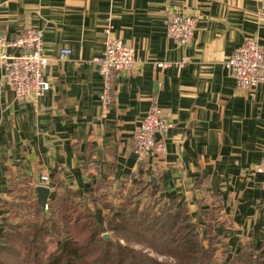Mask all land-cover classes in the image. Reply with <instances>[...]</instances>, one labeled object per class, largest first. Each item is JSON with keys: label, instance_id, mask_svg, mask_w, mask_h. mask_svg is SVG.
Masks as SVG:
<instances>
[{"label": "crops", "instance_id": "1", "mask_svg": "<svg viewBox=\"0 0 264 264\" xmlns=\"http://www.w3.org/2000/svg\"><path fill=\"white\" fill-rule=\"evenodd\" d=\"M173 14L198 18L188 45L168 36ZM30 29L43 33L52 86L20 99L0 68V243L12 192L24 188L38 199L42 175L50 178L49 201L59 188L88 197L102 183L118 194L142 165L145 181L165 201L186 204L201 225L205 209L219 210L227 264L242 246L264 247L256 171L264 160V84L241 90L226 66L247 39L264 49V0H0L8 41ZM109 34L134 48L136 66L116 79L105 109L103 78L91 62ZM66 48L72 53L62 61ZM156 104L173 124L166 154L139 162L134 135Z\"/></svg>", "mask_w": 264, "mask_h": 264}, {"label": "trees", "instance_id": "2", "mask_svg": "<svg viewBox=\"0 0 264 264\" xmlns=\"http://www.w3.org/2000/svg\"><path fill=\"white\" fill-rule=\"evenodd\" d=\"M118 194L112 185L93 187L88 197L59 188L48 210L24 188L12 192V213L4 221L0 264H166L129 244L105 239L109 231L146 237L176 259V264H227L228 249L219 210L203 211L205 225L194 220L177 198L165 201L145 181V171ZM28 183V182H27ZM28 189V187H27ZM232 264H264V247L242 246Z\"/></svg>", "mask_w": 264, "mask_h": 264}, {"label": "built area", "instance_id": "3", "mask_svg": "<svg viewBox=\"0 0 264 264\" xmlns=\"http://www.w3.org/2000/svg\"><path fill=\"white\" fill-rule=\"evenodd\" d=\"M197 23L198 18L194 16L173 14L167 23L168 36L182 45H188L195 35ZM104 48L101 57L94 58L91 63L98 66L103 78L101 101L104 108L108 109L114 103L116 79L121 73L131 71L136 66V61L134 48L121 39H114L110 34ZM6 49H16L20 52L8 53ZM71 53V49H63L60 59L66 61ZM48 64L49 58L43 49L42 32L30 29L12 41H8L5 35L0 33V68L5 72V85L13 89L18 98L32 100L49 92L52 85L45 77ZM170 65L158 63L160 67ZM226 66L231 70L241 90L252 91L264 84V49L254 39H247L242 43L226 61ZM253 94L254 92H251L252 97ZM172 127V122L164 116L161 108L157 104L152 106L134 135V153L137 154L139 162H143L146 157L166 154L165 138ZM159 135L161 137H158ZM256 168V171L263 175L264 185V160ZM41 181L51 189L49 176L42 175ZM44 209L47 211L48 207Z\"/></svg>", "mask_w": 264, "mask_h": 264}, {"label": "rangeland", "instance_id": "4", "mask_svg": "<svg viewBox=\"0 0 264 264\" xmlns=\"http://www.w3.org/2000/svg\"><path fill=\"white\" fill-rule=\"evenodd\" d=\"M107 233L110 236V238L108 239L119 241L123 245L129 244L132 247L136 248L137 250L146 252L148 255L158 259L160 262L163 261L166 264H176L177 263L176 259L172 257V254L170 255L166 251H163L161 247L159 248L156 243L151 242V240H149L146 237L141 238L135 233L128 234L127 231L120 232V233H116L114 231H110V232L108 231ZM220 252L221 251L219 250L216 257H217V260L220 261V264H223L222 262L223 258L220 257L221 256ZM14 263L15 264H25L20 259L17 262L14 261Z\"/></svg>", "mask_w": 264, "mask_h": 264}, {"label": "water", "instance_id": "5", "mask_svg": "<svg viewBox=\"0 0 264 264\" xmlns=\"http://www.w3.org/2000/svg\"><path fill=\"white\" fill-rule=\"evenodd\" d=\"M36 192H38V200L39 203L43 206L46 207L48 205V199L49 196L51 194V191L49 190V188L44 187V186H38L36 189ZM104 238H110L109 234H105Z\"/></svg>", "mask_w": 264, "mask_h": 264}]
</instances>
